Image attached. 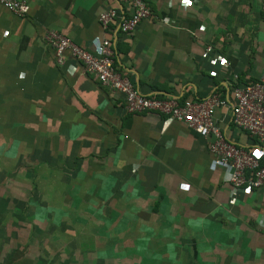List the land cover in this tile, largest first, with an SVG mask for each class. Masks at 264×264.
Masks as SVG:
<instances>
[{"label": "crops", "instance_id": "obj_1", "mask_svg": "<svg viewBox=\"0 0 264 264\" xmlns=\"http://www.w3.org/2000/svg\"><path fill=\"white\" fill-rule=\"evenodd\" d=\"M24 1L25 17L0 5V264L52 263L57 253L42 250L57 245L264 264V189L235 190L211 139L155 112L127 114L121 95L68 54L57 64L44 41L56 31L95 56L110 38L116 71L144 96L217 92L229 105L216 124L264 161V138L237 129L231 111L236 83L264 79L262 0H143L151 15L126 35L99 22L128 14L120 0Z\"/></svg>", "mask_w": 264, "mask_h": 264}, {"label": "built area", "instance_id": "obj_2", "mask_svg": "<svg viewBox=\"0 0 264 264\" xmlns=\"http://www.w3.org/2000/svg\"><path fill=\"white\" fill-rule=\"evenodd\" d=\"M128 7V14L118 16L115 10L100 14L99 22L105 31L111 23L117 25V32L126 35L135 30L150 17L151 12L143 0H120ZM0 5L17 17H25L30 10L24 0H0ZM264 15V0H262ZM45 43L52 48L57 64L64 62L68 54L82 64L84 71L99 83L122 96L123 108L127 114L155 112L166 119L182 122L199 137L211 139L210 152L221 165L231 169L230 184L235 190L264 189V161L256 157L250 149L238 146L228 140L216 124L214 112L229 105L228 100L213 92L198 101L159 99L142 95L130 80L116 71V52L110 38H104L99 46V54L92 55L69 38L56 31L44 36ZM210 48L207 49L210 52ZM231 111L234 126L249 136L264 138V79L241 85L236 83L231 89Z\"/></svg>", "mask_w": 264, "mask_h": 264}, {"label": "rangeland", "instance_id": "obj_3", "mask_svg": "<svg viewBox=\"0 0 264 264\" xmlns=\"http://www.w3.org/2000/svg\"><path fill=\"white\" fill-rule=\"evenodd\" d=\"M66 231L67 233H69V236H67L69 239L71 238L70 236L72 237L75 236V232L71 230H66ZM24 236L26 237L27 234H24ZM86 245L90 246L93 244L87 243ZM69 246H70V243L68 244V247ZM147 250L148 249L146 248L142 250L137 249V252H138L137 259L129 255L130 251L133 252L134 250H130V251L126 250L125 253H122L124 257L114 259L112 248L103 247V248H98V249L96 248H90V249L88 248L87 249L86 248H83V249L82 248L80 249L65 248L64 249V248H59L57 245V248L42 250V252L45 253L46 256H49L48 252H50L51 254L56 252L57 254L56 256L51 255L50 258L46 257L47 258L46 261L50 259L52 263L41 261V264H165L164 261L161 260L160 258L158 259V257L154 258L153 256H151L150 253L152 252H147ZM145 251L147 253H145ZM157 251L159 252V250ZM133 254H135V252ZM21 256L22 254L20 255L17 254L16 263L30 264L27 262V260L20 259ZM139 256H142V257L140 258ZM145 256L149 258H145Z\"/></svg>", "mask_w": 264, "mask_h": 264}, {"label": "trees", "instance_id": "obj_4", "mask_svg": "<svg viewBox=\"0 0 264 264\" xmlns=\"http://www.w3.org/2000/svg\"><path fill=\"white\" fill-rule=\"evenodd\" d=\"M252 83V82H251Z\"/></svg>", "mask_w": 264, "mask_h": 264}]
</instances>
